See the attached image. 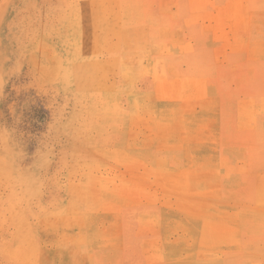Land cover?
I'll return each instance as SVG.
<instances>
[{
	"label": "rangeland",
	"instance_id": "rangeland-1",
	"mask_svg": "<svg viewBox=\"0 0 264 264\" xmlns=\"http://www.w3.org/2000/svg\"><path fill=\"white\" fill-rule=\"evenodd\" d=\"M0 264H264V0H0Z\"/></svg>",
	"mask_w": 264,
	"mask_h": 264
},
{
	"label": "clouds",
	"instance_id": "clouds-1",
	"mask_svg": "<svg viewBox=\"0 0 264 264\" xmlns=\"http://www.w3.org/2000/svg\"><path fill=\"white\" fill-rule=\"evenodd\" d=\"M11 149L10 138L7 133L0 132V152H7Z\"/></svg>",
	"mask_w": 264,
	"mask_h": 264
}]
</instances>
